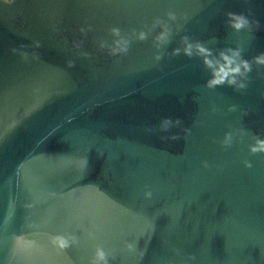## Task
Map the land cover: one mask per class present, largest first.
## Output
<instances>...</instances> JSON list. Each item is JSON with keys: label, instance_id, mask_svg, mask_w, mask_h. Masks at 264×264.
Masks as SVG:
<instances>
[{"label": "water", "instance_id": "1", "mask_svg": "<svg viewBox=\"0 0 264 264\" xmlns=\"http://www.w3.org/2000/svg\"><path fill=\"white\" fill-rule=\"evenodd\" d=\"M262 56L264 0H0V264H264Z\"/></svg>", "mask_w": 264, "mask_h": 264}, {"label": "clouds", "instance_id": "2", "mask_svg": "<svg viewBox=\"0 0 264 264\" xmlns=\"http://www.w3.org/2000/svg\"><path fill=\"white\" fill-rule=\"evenodd\" d=\"M171 18V17H170ZM233 23L232 26L236 29H239L241 27L246 26L247 21L242 17H233L232 18ZM112 35L116 37V39L113 40V45L111 47V52L113 54L120 53L126 51L127 43L128 41L120 36L118 29H112ZM145 33L140 32L137 34L138 39H144ZM168 35V31L165 28L163 31H161L157 37V40L159 42H163L166 40ZM101 47H104L105 44L103 41L100 43ZM193 45L187 44L185 46V53L191 54ZM196 50L198 54L202 55L204 57V63L209 68L211 72L212 78L208 81V86L212 87L215 85H219L222 83L227 82L228 84H237L236 77L237 76H243L247 71H249V65L246 61H243L240 59L239 51L238 50H224L220 51L218 53V59L215 57H212V53L209 50L203 49L196 46ZM257 63L264 64V56L257 58ZM237 86L243 87V84H238ZM170 121L165 120L162 122V128L167 129V127L170 125ZM230 139V137H226V142ZM252 151H264V141H257L256 146L251 149ZM53 243H55L58 247H66L68 241L63 237H54ZM96 260L99 262V264H103L104 262V253L101 250H97L96 253Z\"/></svg>", "mask_w": 264, "mask_h": 264}]
</instances>
